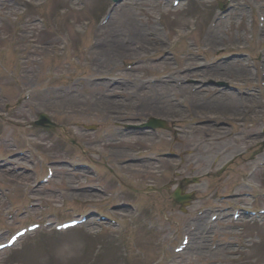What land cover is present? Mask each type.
Segmentation results:
<instances>
[{"label": "rangeland", "instance_id": "374dc122", "mask_svg": "<svg viewBox=\"0 0 264 264\" xmlns=\"http://www.w3.org/2000/svg\"><path fill=\"white\" fill-rule=\"evenodd\" d=\"M218 1L182 0L173 5V0H125L114 7L111 0H0V164H5L0 167V185L11 189L9 200L19 208L16 214L4 203L6 193L0 189V232L9 227L6 232H13L30 222L4 224V210L15 214L13 223L24 211H31L22 209V203L35 184L34 195L46 199L41 204L48 198L55 209H61L60 220L54 224L78 216L63 212L60 203L67 200L84 214L108 213L109 209L101 208L112 202L139 200L144 207L138 225L124 231L113 223L97 224L95 217L65 231L52 225V234L27 237L23 245L0 251V264H264V222L228 227V222L213 220L215 212L210 210L203 211L200 223L193 222L196 210L214 206V193H227L252 160L264 161V149L256 146L260 136L236 141L228 133L223 135L233 126L257 134L264 128V78L260 79L264 77V27L260 25L264 0L255 4L243 0L240 14L227 15L214 26L210 5ZM251 5L260 22L253 39ZM254 22L256 26L257 20ZM251 40L250 59L245 52L235 54ZM213 60L220 66H204ZM220 78L237 90L191 83ZM205 95H215L220 107L209 106ZM196 96L200 98L194 111L190 105ZM20 99H24L20 110L13 111L17 120L24 113L36 117L38 110L46 108L56 112L55 121L65 134L59 129L37 143L29 134L33 130L28 119L26 126L4 122L6 105H15ZM68 109L74 113L64 115ZM148 114L175 123L193 117L202 124L184 139L167 131L158 136L151 131L139 135L134 127ZM86 125L97 127L87 131ZM47 138L53 141L46 142ZM99 138L102 143H91ZM83 142L88 147H82ZM245 146L251 153L229 172L206 177L207 171H219ZM31 148L39 153L33 164L30 156L17 155ZM179 151L187 153L189 163L182 171L201 178L190 187L196 199L184 208L171 200L177 185L170 192L136 193L117 184L122 179L142 188L146 182L167 183L176 174L172 162L177 157L171 154ZM13 153V157L8 155ZM162 153L167 154L161 163L165 173L171 172L169 178L161 173L163 166L145 158ZM140 155L143 159L136 161ZM80 162L91 166L75 169L73 165ZM49 165L53 181L41 184L39 179ZM93 169L99 178L93 177ZM256 180L257 189H264V171ZM120 188L122 198L112 199V192ZM107 195V200L100 201ZM255 206L264 207V202ZM123 207L128 212L113 214L132 217L127 205ZM188 232L194 234L188 249L176 253L175 245Z\"/></svg>", "mask_w": 264, "mask_h": 264}, {"label": "bare ground", "instance_id": "6f19581e", "mask_svg": "<svg viewBox=\"0 0 264 264\" xmlns=\"http://www.w3.org/2000/svg\"><path fill=\"white\" fill-rule=\"evenodd\" d=\"M126 6V5H125ZM125 9V8H124ZM122 10V12H121V14H123V11H125V10ZM113 10V9H112ZM127 10L128 11H132V8H130V7H127ZM123 18H125L124 17V15L122 16ZM146 32V31H145ZM149 36V35H148ZM109 39H111L112 40V37H108ZM107 40V39H106ZM107 41H110V40H107ZM66 44H67V42H66ZM137 44V43H136ZM139 44V43H138ZM67 47H69L68 45H67ZM113 51H114V49H113ZM116 51H114L113 53H115ZM213 66H217V65H213ZM218 66H220V65H218ZM243 77H244V75H243ZM220 79H222V78H220ZM141 80H145V79H141ZM150 80V79H149ZM210 82H212V80L210 81ZM200 84H197V86H199ZM205 97V96H204ZM206 98V97H205ZM232 101H234V99H232ZM212 104H214L215 106L216 105H219V103H217L215 100L213 101V102H211ZM211 103L209 104V105H211ZM222 105H224L223 103H221ZM163 118H164V116H157V115H153V114H150V116H149V119H145V120H147V122L150 124V125H143L142 127L145 129V131H148V130H152L153 129V126H158L161 130H163L164 129V121H163ZM42 126H44V125H38V127H42ZM138 126V125H137ZM153 133V132H152ZM45 136V135H44ZM263 169V168H262ZM259 170V169H258ZM258 170H257V172H258ZM256 172V173H257ZM255 175V172H254V174L253 175H251V177L250 178H252L253 176ZM184 193H186L185 191H182V190H180V192L178 193H176V195H178V198L179 199H183V200H186L188 197L187 196H182V195H184ZM178 198H176V199H178Z\"/></svg>", "mask_w": 264, "mask_h": 264}, {"label": "flooded vegetation", "instance_id": "af4514ba", "mask_svg": "<svg viewBox=\"0 0 264 264\" xmlns=\"http://www.w3.org/2000/svg\"><path fill=\"white\" fill-rule=\"evenodd\" d=\"M178 179V182L181 184V186H185V181L184 179L181 177L177 178Z\"/></svg>", "mask_w": 264, "mask_h": 264}]
</instances>
